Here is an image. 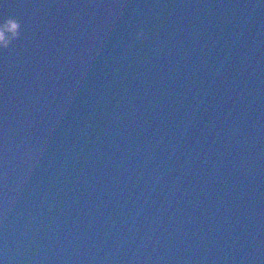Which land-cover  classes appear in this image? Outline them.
Wrapping results in <instances>:
<instances>
[{"label": "water", "instance_id": "obj_1", "mask_svg": "<svg viewBox=\"0 0 264 264\" xmlns=\"http://www.w3.org/2000/svg\"><path fill=\"white\" fill-rule=\"evenodd\" d=\"M0 264H264V0H0Z\"/></svg>", "mask_w": 264, "mask_h": 264}, {"label": "clouds", "instance_id": "obj_2", "mask_svg": "<svg viewBox=\"0 0 264 264\" xmlns=\"http://www.w3.org/2000/svg\"><path fill=\"white\" fill-rule=\"evenodd\" d=\"M137 36H138V37H141V36H143V32H142V31H140V32H137Z\"/></svg>", "mask_w": 264, "mask_h": 264}]
</instances>
